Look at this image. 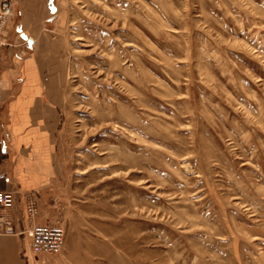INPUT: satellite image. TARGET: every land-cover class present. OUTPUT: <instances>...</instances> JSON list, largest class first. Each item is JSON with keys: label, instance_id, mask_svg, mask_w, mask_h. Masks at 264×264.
Here are the masks:
<instances>
[{"label": "rangeland", "instance_id": "rangeland-1", "mask_svg": "<svg viewBox=\"0 0 264 264\" xmlns=\"http://www.w3.org/2000/svg\"><path fill=\"white\" fill-rule=\"evenodd\" d=\"M55 2L68 205L37 263L264 264V0Z\"/></svg>", "mask_w": 264, "mask_h": 264}, {"label": "crops", "instance_id": "crops-1", "mask_svg": "<svg viewBox=\"0 0 264 264\" xmlns=\"http://www.w3.org/2000/svg\"><path fill=\"white\" fill-rule=\"evenodd\" d=\"M12 5L13 21L0 45V191L14 195L17 234H0V264H38L29 239L20 234L30 224L27 197H35L37 225L59 220L68 205L55 151L63 84L56 58L57 6L55 0H12Z\"/></svg>", "mask_w": 264, "mask_h": 264}, {"label": "built area", "instance_id": "built-area-1", "mask_svg": "<svg viewBox=\"0 0 264 264\" xmlns=\"http://www.w3.org/2000/svg\"><path fill=\"white\" fill-rule=\"evenodd\" d=\"M13 21L12 0H0V45L4 43L5 32ZM14 195L10 191H0V234L13 236L17 232L11 217ZM25 213L30 222L28 228L20 234L29 239L30 252L33 256H51L58 254L63 246L64 232L59 225L34 224L36 214L34 196H28Z\"/></svg>", "mask_w": 264, "mask_h": 264}]
</instances>
